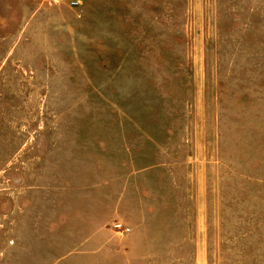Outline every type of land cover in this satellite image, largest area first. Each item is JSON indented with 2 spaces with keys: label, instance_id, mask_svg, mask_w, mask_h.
<instances>
[{
  "label": "rangeland",
  "instance_id": "rangeland-1",
  "mask_svg": "<svg viewBox=\"0 0 264 264\" xmlns=\"http://www.w3.org/2000/svg\"><path fill=\"white\" fill-rule=\"evenodd\" d=\"M0 264H264V0H0Z\"/></svg>",
  "mask_w": 264,
  "mask_h": 264
},
{
  "label": "built area",
  "instance_id": "built-area-1",
  "mask_svg": "<svg viewBox=\"0 0 264 264\" xmlns=\"http://www.w3.org/2000/svg\"><path fill=\"white\" fill-rule=\"evenodd\" d=\"M115 228H116V229L121 228V225H120V224H116V225H115ZM124 231L126 232V231H128V230L125 229Z\"/></svg>",
  "mask_w": 264,
  "mask_h": 264
}]
</instances>
